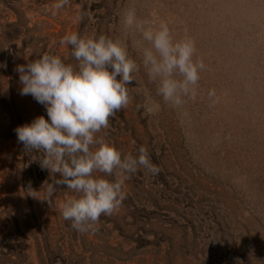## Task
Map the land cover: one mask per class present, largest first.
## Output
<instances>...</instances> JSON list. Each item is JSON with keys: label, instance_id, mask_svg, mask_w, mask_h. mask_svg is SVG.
I'll return each instance as SVG.
<instances>
[{"label": "rangeland", "instance_id": "374dc122", "mask_svg": "<svg viewBox=\"0 0 264 264\" xmlns=\"http://www.w3.org/2000/svg\"><path fill=\"white\" fill-rule=\"evenodd\" d=\"M55 2L0 0V264H264V0H70L53 15ZM129 10L187 31L207 69L181 109L135 74L131 103L97 135L124 154L144 146L160 172L132 174L119 211L80 233L60 210L76 194L59 185L44 201L60 176L18 142L15 129L47 112L20 95L16 68L43 54L75 64L59 43L72 32L124 41L139 63Z\"/></svg>", "mask_w": 264, "mask_h": 264}, {"label": "clouds", "instance_id": "9594fccd", "mask_svg": "<svg viewBox=\"0 0 264 264\" xmlns=\"http://www.w3.org/2000/svg\"><path fill=\"white\" fill-rule=\"evenodd\" d=\"M69 2L56 0L52 14ZM123 23L141 38L139 63L124 41L72 32L59 43L70 48L75 64L59 55L43 54L16 68L20 95H30L47 112V118L39 116L15 129L18 142L30 152L42 153L38 159L42 169L52 177L60 176L48 184L44 201L52 207L59 185L76 194L60 210L63 219L80 233L97 231L95 225L102 216L119 211L126 199L125 180L132 174L141 169L152 175L160 172L144 146L136 155L124 154L97 135L131 103L128 86L135 82V74L143 69L163 102L181 109L197 99L201 74L207 69L187 31L177 38L167 21L139 19L135 10L124 15ZM208 97L210 106L219 103L215 89L209 90Z\"/></svg>", "mask_w": 264, "mask_h": 264}]
</instances>
